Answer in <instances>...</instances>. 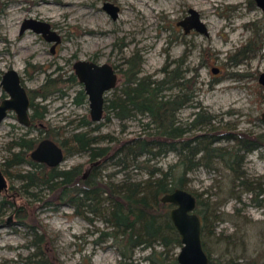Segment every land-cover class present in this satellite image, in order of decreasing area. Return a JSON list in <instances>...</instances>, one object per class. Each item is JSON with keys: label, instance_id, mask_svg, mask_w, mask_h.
Wrapping results in <instances>:
<instances>
[{"label": "rangeland", "instance_id": "obj_1", "mask_svg": "<svg viewBox=\"0 0 264 264\" xmlns=\"http://www.w3.org/2000/svg\"><path fill=\"white\" fill-rule=\"evenodd\" d=\"M105 1L120 6L117 18L104 8ZM190 7L200 12L209 35L196 29L185 33L178 24ZM28 17L51 23L61 37L54 50L55 42L42 33L30 28L20 32ZM258 38L264 43V9L256 0H0V102L5 92L2 75L12 67L33 90L49 76L70 75L78 59L109 62L121 75L126 58L135 51L144 57L142 74L162 77L167 61L174 63L187 50L183 68H189L192 74L198 67L197 89L179 112L180 119L191 122L201 105L221 129L264 134V85L259 81L264 71V48L250 52L251 56L243 60L242 56H232L242 44ZM213 66L219 71L214 72ZM80 87L62 82L47 98L36 96L35 100L48 108L45 127L69 135L84 115L91 118L88 96L81 103L75 100ZM168 91L176 92L177 88ZM147 120L146 115L127 119L112 116L111 120L103 117L93 122V127L100 123L93 133L121 139L144 135L147 131L143 122ZM25 131L39 139L46 134L39 127L21 123L15 112L0 123L1 167L18 149L11 146L12 141ZM217 144L231 146L234 141L222 139ZM147 157L143 155L124 168L110 160L98 169L104 179H143L155 166L166 168L175 163L178 153L172 150L153 159ZM205 161L208 166L200 164L188 173L187 188L209 202L218 215L215 231L206 232L204 237L213 264H264V145L245 156L246 185L251 190L243 184L233 187V173L225 161L217 156ZM79 163L84 170L89 168L88 152L66 154L58 167ZM29 167L26 163L10 166L6 176L13 188L0 193V200L8 195L16 204L3 210L6 223L0 225V264H55V258L63 264H156L150 257L152 249L143 245L135 248L131 259L122 261L112 240L101 239V231L111 229L104 216L87 212L94 218L90 220L87 215L74 214L75 208L68 204L44 203L51 197L47 189L41 190L36 200L19 189L22 180L16 174ZM19 206L28 210L27 220L18 217ZM9 216L12 220L7 222ZM41 233L46 238L36 243ZM156 248L162 246L158 243Z\"/></svg>", "mask_w": 264, "mask_h": 264}, {"label": "trees", "instance_id": "obj_2", "mask_svg": "<svg viewBox=\"0 0 264 264\" xmlns=\"http://www.w3.org/2000/svg\"><path fill=\"white\" fill-rule=\"evenodd\" d=\"M259 40L250 39L242 44L232 55L233 58L242 56L240 60H243L251 56L250 52L264 48V43ZM186 55L187 50L174 63L167 61L162 77L142 74L144 57L139 51L126 58L119 78L121 85H116L106 93L103 117L111 120L112 116L127 119L146 115L148 120L143 122L147 131L144 135L125 139L93 133L100 123L93 127L94 121L87 115L80 119L69 135H65L64 130L54 132L55 128L45 127L43 122L48 108L45 103L36 101V96L45 99L60 83L70 81L81 85L75 96L76 102L87 100L84 85L75 71L66 77L62 74L49 76L40 88L32 90V125L39 124L40 131L46 132L44 137L56 140L66 154L88 152L90 166L86 170L82 163L60 168L33 159L30 151L37 145L39 138L23 132L12 141L11 146L18 149L13 150L5 161L2 167L5 174L10 173V166L26 163L30 167L16 175L22 180L19 189L33 196V199H40V191L47 189L51 197L44 199V203L68 204L75 208L76 215L91 212L104 216L111 229L102 230L101 239L112 240L122 261L131 259L135 248L143 245L152 249L150 257L156 264H179L178 251L172 253L171 250L181 247V234L169 214L173 204L162 201V195L176 187L187 188L190 180L188 173L200 164L208 166L205 160L214 156L225 161L232 171L233 187L243 184L251 190L252 187L246 185L245 156L264 145L263 133L228 131L226 127L221 129L216 126L212 123V116L201 105L191 122L180 119L179 112L187 106L197 89L198 67L192 74L189 68H183ZM171 88H177V91L168 93ZM108 136L109 141L103 143ZM222 139L233 140L234 144H217ZM172 150L177 151L178 160L166 168L155 166L143 179L131 176L119 180L104 179L98 169L110 160L124 168L139 161L143 155L153 159ZM11 188L13 186L8 190ZM196 196V209L203 221V245L210 256V264H213L214 259L204 237L206 232L215 231L219 218L211 210L209 202ZM13 198L7 195L0 200V225L6 223L3 210L11 204L16 206ZM16 213L20 220L29 218L25 206L17 207ZM37 226L42 228L40 224ZM44 238L45 234L41 233L35 242H41ZM158 243L162 246L160 250L156 248ZM53 261L63 264L58 258Z\"/></svg>", "mask_w": 264, "mask_h": 264}, {"label": "water", "instance_id": "obj_3", "mask_svg": "<svg viewBox=\"0 0 264 264\" xmlns=\"http://www.w3.org/2000/svg\"><path fill=\"white\" fill-rule=\"evenodd\" d=\"M256 3L264 9V0H256ZM104 8L117 18L120 6L112 1H105ZM188 33L191 29L209 35L206 22L201 18L200 12L189 8V14L178 21ZM33 29L40 32L49 40L54 41L53 50L61 41L60 35L51 28V23L33 17L25 18L20 32L26 29ZM75 73L83 83L85 92L90 102V114L93 121H99L104 115L105 96L107 91L113 89L119 79V74L113 64L109 62H97L92 59H78L74 63ZM213 71L218 72L219 67L213 66ZM259 81L264 85V71L259 75ZM8 96L0 102V123L6 118L10 110H14L17 116L25 125L31 123L30 107L31 99L27 88L22 83L21 75L15 68L5 70L1 82ZM264 120V111L261 114ZM33 159L46 162L48 165H59L65 159V152L62 145L50 137H44L30 152ZM9 189L8 179L0 165V193ZM162 201L172 205L169 214L177 230L181 234L182 245L177 254L179 264H210V256L203 245L202 229L203 221L197 211V196L188 188L176 187L164 193ZM12 217L9 216L7 222Z\"/></svg>", "mask_w": 264, "mask_h": 264}, {"label": "flooded vegetation", "instance_id": "obj_4", "mask_svg": "<svg viewBox=\"0 0 264 264\" xmlns=\"http://www.w3.org/2000/svg\"><path fill=\"white\" fill-rule=\"evenodd\" d=\"M115 67V66H114ZM116 68V67H115ZM116 70H117V68H116ZM5 72V71H4ZM118 72V71H117ZM4 74V73H3ZM119 74V73H118ZM21 75V74H20ZM2 78H3V75H2ZM119 78H120V74H119ZM21 80H22V83L24 84V81H23V79H22V76H21ZM118 81H119V79H118ZM2 82V81H1ZM2 85V84H1ZM25 85V84H24ZM26 87V86H25ZM27 88V90H28V93H29V96H30V99H31V107H30V119H31V123L29 124V125H26V126H31V127H33V126H36V127H39V126H37V124L36 125H32V112H31V108H32V89H29L28 87H26ZM5 90V89H4ZM9 94H8V92L5 90V92L2 94V100L4 99V98H6L7 96H8ZM2 100H1V102H2ZM33 109V108H32ZM11 112H15L14 110H10L9 111V113H8V115L11 113ZM16 113V112H15ZM7 115V116H8ZM6 116V117H7ZM16 116H17V113H16ZM17 118H18V116H17ZM18 120H19V118H18ZM20 121V120H19ZM22 123V122H21ZM25 125V124H24ZM25 132H27L28 133V131H25ZM32 136V135H31ZM42 138H44V137H42ZM41 138V139H42ZM41 139H39V141H38V143L40 142V140ZM37 143V144H38ZM36 147V146H35ZM34 147V148H35ZM31 152V151H30ZM64 152H65V154H66V151L64 150ZM44 163H46V162H44ZM47 164V163H46ZM56 166H58V165H56ZM86 176V175H85Z\"/></svg>", "mask_w": 264, "mask_h": 264}]
</instances>
